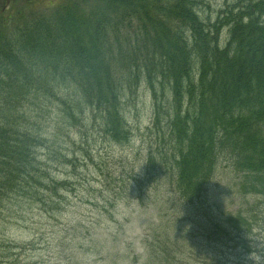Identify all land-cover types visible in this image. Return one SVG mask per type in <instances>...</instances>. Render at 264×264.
<instances>
[{
  "label": "trees",
  "instance_id": "1",
  "mask_svg": "<svg viewBox=\"0 0 264 264\" xmlns=\"http://www.w3.org/2000/svg\"><path fill=\"white\" fill-rule=\"evenodd\" d=\"M202 5L199 0H70L53 18L41 15L25 23L17 46L2 44L0 211L18 201L20 216L24 203L53 218L66 216L65 193L73 189L78 170L96 161L89 150L79 158L69 131L79 127L96 134L100 126L103 138L129 142L116 96L128 85L133 101L135 88L145 84L157 137L132 193L144 197L161 189L155 175L163 174L171 200L143 202L153 210L154 222L141 239V254L132 245L122 250L126 262L220 264L228 250L254 253L253 225H259L264 205V0H225L215 17L210 6L205 7L209 15L201 13ZM65 86H75L73 95L62 92ZM26 96H34L36 107L47 102L56 107L48 138L17 113ZM57 127L63 135L55 134ZM159 141L164 146L156 150ZM42 147L40 162L36 153ZM220 171L243 203L236 213L224 210L212 193ZM183 210H190L188 217L180 218ZM74 219L72 232L80 236L103 232L100 219L94 224Z\"/></svg>",
  "mask_w": 264,
  "mask_h": 264
},
{
  "label": "rangeland",
  "instance_id": "2",
  "mask_svg": "<svg viewBox=\"0 0 264 264\" xmlns=\"http://www.w3.org/2000/svg\"><path fill=\"white\" fill-rule=\"evenodd\" d=\"M69 1L0 0V49L4 46L2 44L7 45V48L17 46L14 43L17 40L16 35L25 31L27 27L25 23L29 24V21H34L41 15L46 19L53 18L69 5ZM202 1L201 13L205 16L209 15L205 7L210 6L211 15L214 17L215 12L219 11L225 2V0H199ZM119 66L123 67V64L120 63ZM73 90L75 86L62 87V92H69L65 94L66 96L73 95ZM128 90V85L125 92L120 90L116 100L119 101L122 116L126 117L130 129L128 134L130 141L117 144L111 138L105 139L99 134L100 126L95 130L96 134L83 132L79 127L69 131L76 153L79 155L82 151L89 150V154H95L96 161L78 170L77 181L71 186L73 189L70 193H65L66 201L63 204L66 206L64 210L66 216L59 214L53 218L52 213L43 212L39 208L42 214L30 203H24L23 216H20L19 208L14 204L18 201H11L1 209L0 264H129L122 250H129L131 245L135 248V254H141V239L149 232L147 228L150 222H154L153 210L146 209L144 204L171 200V197L170 192L167 191L169 189L166 180L164 177L161 179L163 174L155 175L156 182L160 181L157 185L161 189H152L144 197H139L137 192L132 193L136 176L143 175L142 165L145 164V156L151 144L156 142L157 132L151 124L152 97L147 85L143 84L140 88H135L133 101ZM35 105L34 96H26L22 103L16 105L17 113L19 111L21 116L26 115V125L29 122L35 123V127H40L41 134L44 135L42 137L48 138L50 125L57 122L55 118V114L58 115L55 113L57 109L51 108L48 102L47 105L42 104L39 107ZM85 116L93 118L90 113ZM55 134L63 135L58 127ZM96 138L101 140L94 143ZM84 139L89 141V146L85 145ZM160 140H163L162 136ZM159 143L160 146L154 145L156 150H161L164 146L163 142L159 141ZM45 149L42 147L36 153L40 162L45 159ZM83 154L79 155L80 159ZM221 171L214 184L216 190L214 188L212 193L218 198L217 204L224 210L228 213H236L241 210L243 203L235 192H232L229 185L231 179ZM232 179H234L233 175ZM144 183L147 187L150 186L148 176L145 177ZM90 187L95 191L91 192ZM106 209L109 213H106ZM259 210L260 222L258 226L254 223L252 232L251 246L254 253L242 255L226 249L227 259L220 264H264V205H260ZM189 213L190 210H183L180 218L188 217ZM72 218H76L73 220L75 223L80 219L91 224L100 219L103 223V232L97 237L80 236L75 233L77 231L72 232L74 231L70 222ZM106 223L109 229H105ZM74 236L77 237L75 243H73ZM80 246L83 248L80 249ZM86 251L89 255H84ZM116 252L119 257L114 260L112 256ZM212 254L210 251L207 253V255ZM208 262L211 263V260Z\"/></svg>",
  "mask_w": 264,
  "mask_h": 264
}]
</instances>
